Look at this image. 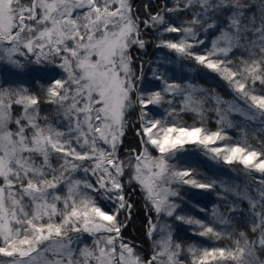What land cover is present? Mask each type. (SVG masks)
I'll list each match as a JSON object with an SVG mask.
<instances>
[{
	"label": "snow or ice",
	"instance_id": "snow-or-ice-1",
	"mask_svg": "<svg viewBox=\"0 0 264 264\" xmlns=\"http://www.w3.org/2000/svg\"><path fill=\"white\" fill-rule=\"evenodd\" d=\"M149 30L182 66L227 82L232 99L159 65L145 83L132 50L146 48ZM183 114L191 126L175 123ZM130 126L139 144L121 158ZM249 131L264 133V0H172L145 5L143 18L131 0H0V264H264V140L254 148ZM186 145L243 183L173 163ZM126 184L157 214L146 225L150 255L123 235ZM185 185L234 200L206 220L180 214L172 198ZM161 215L210 243L183 245Z\"/></svg>",
	"mask_w": 264,
	"mask_h": 264
},
{
	"label": "trees",
	"instance_id": "trees-1",
	"mask_svg": "<svg viewBox=\"0 0 264 264\" xmlns=\"http://www.w3.org/2000/svg\"><path fill=\"white\" fill-rule=\"evenodd\" d=\"M133 8L137 10V13L143 18L145 15V5H148L151 10L155 11L158 7L164 3H168L170 6L172 0H131ZM177 16H173V19ZM174 19V20H175ZM177 20V19H176ZM178 23V21H177ZM175 35V34H173ZM157 34L151 30L146 31L144 34V39L149 41L145 49H133L132 54L134 57H138L136 63L139 64L140 61L144 62V70L146 73L145 83L150 82L152 63L157 62L159 64V70L166 72L170 77H175L177 79L188 78L192 79L195 83L203 86L206 89H214L216 93L222 96L224 99H232V92L228 87L227 82L220 79L219 76L209 73L208 70L198 68L196 70H191L188 64L183 66L175 61L171 54L168 53L166 49L156 47V38ZM237 56L241 55L240 52L236 53ZM167 60L168 62L160 64L159 62ZM147 61V62H146ZM166 66V67H164ZM158 83V82H156ZM34 87V85H30ZM257 87L259 84L257 83ZM177 108L179 107V101H177ZM166 107V106H165ZM159 115H164V110L162 108L154 109ZM233 120H239L240 117L232 115L230 117ZM133 121L136 119V114L133 113L130 117ZM216 117L213 113L208 114V120L206 127L212 131L217 129ZM192 114H183L175 123L183 124L185 126H191L193 124ZM138 126V125H136ZM199 126V125H197ZM228 136L233 138L235 141L239 137L237 129H225ZM248 143L251 144L254 148H260L261 144L259 141L264 140V133L259 134L254 137L252 132L248 133ZM223 143V142H218ZM139 140L135 135V127L130 126L126 136L123 138V146L120 148V156L124 158L126 156V149L137 147ZM187 151L183 152L177 161V163L185 168H195L198 172L205 174L207 177L225 179L228 182H237L243 183L244 177L243 174L239 171H231L229 166L221 163H216L215 161L210 160L207 156L197 148L195 145H186ZM154 156H158L159 153L155 150L152 151ZM237 169L242 168L241 165L235 166ZM127 179V177H125ZM175 187V186H174ZM217 191H220L217 188ZM126 198L133 205L131 209V220L128 223V226L123 230V235L126 239H131L136 243L139 248L138 250L142 255H150L152 250V239L147 235L146 225L148 223V217L151 216L153 222H156L157 214L153 210L148 211L145 207V194L141 189L133 184L131 186L125 185L124 190ZM234 200V197L231 194H228L227 200L218 199L216 192L206 191L201 189H193L189 186H182L180 188V196L178 197L176 203L184 209V214L191 215L196 218L206 220L208 218V213L211 212L214 205L219 206L220 212L227 214V204ZM101 205L107 211H111L110 202L100 201ZM148 207L151 208L150 202H148ZM243 208H247V202H243L241 205ZM201 209H206L207 212L201 211ZM174 218V217H172ZM238 219H243L238 216ZM124 219V216H121V220ZM170 220V219H169ZM172 225V230L174 232L173 238L183 245L187 246L189 244H195L199 246H207L210 242L205 238L200 237L194 234L193 228L186 224L182 226H176L175 223H169ZM246 225H238V228H244Z\"/></svg>",
	"mask_w": 264,
	"mask_h": 264
},
{
	"label": "rangeland",
	"instance_id": "rangeland-1",
	"mask_svg": "<svg viewBox=\"0 0 264 264\" xmlns=\"http://www.w3.org/2000/svg\"><path fill=\"white\" fill-rule=\"evenodd\" d=\"M175 19V18H174ZM177 19V20H176ZM176 19H175V22L177 23V21H178V23H180L181 22V20H183L184 19V14L183 13H180V14H178V18L176 17ZM156 38H157V36H156ZM147 62V61H146ZM158 63L157 62H153L152 63V67L153 68H156V67H158ZM160 67V66H159ZM164 67H166V66H164ZM168 76H171V75H168ZM172 199H174L175 200V202L177 201V199L178 198H172ZM178 212L180 213V214H184V209L182 208V207H180L179 209H178ZM157 219V218H156ZM170 219V220H169ZM157 221V220H156ZM160 223H175V225L176 226H182V225H184L183 223H181V222H179V221H176L174 218H172V217H166V216H163V215H161V217H160V221H159ZM173 225V224H172ZM171 225V226H172ZM173 231V230H172ZM173 235H174V232H173ZM156 238L158 239L159 238V233L157 232V234H156Z\"/></svg>",
	"mask_w": 264,
	"mask_h": 264
}]
</instances>
